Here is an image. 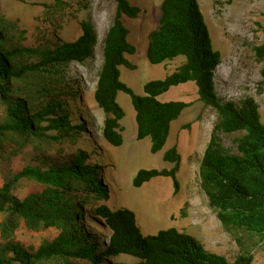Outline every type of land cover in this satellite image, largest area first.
<instances>
[{"label": "trees", "instance_id": "16d2710c", "mask_svg": "<svg viewBox=\"0 0 264 264\" xmlns=\"http://www.w3.org/2000/svg\"><path fill=\"white\" fill-rule=\"evenodd\" d=\"M61 1L56 0L55 9ZM111 1L116 13L104 39L93 95L105 115L103 140L115 147L124 143L125 112L118 103L122 92L130 96L136 112L137 139L149 138L151 153H159L172 124L189 106L163 103L159 97L173 87L194 83L199 101L217 114L201 160V189L224 230L240 246V254L229 261L176 228L144 236L132 212L97 205L109 194L101 179L102 168L94 162L102 151L78 146L85 141L87 127L75 103L77 87L68 76L72 63H85L93 55L98 45L96 29L84 20L82 35L74 41L30 46L27 30L0 8V214L4 217L0 264H126L113 261L122 254L140 259L137 264H252L254 250L264 249V123L259 106L251 98L235 103L217 95L215 71L222 56L213 48L199 0H163L159 26L148 36L147 59L152 65L178 58L184 62L166 79L146 83L144 95L136 94L121 81L122 66L135 69L126 56L136 53L122 19L138 18L141 9L128 0ZM255 55L264 61V45L255 48ZM261 77L264 91V69ZM223 135H238L233 141L235 152L226 147ZM62 146L77 149L62 159L58 155ZM20 156L26 163L14 172L13 159ZM163 159L174 167L140 170L133 185L140 188L158 177L171 178L177 194L181 159L177 147ZM22 180L36 183L40 191L19 199L14 192ZM85 207L103 220L110 233L107 244L84 227ZM22 227L31 232L55 229L58 235L36 248L25 247L15 236Z\"/></svg>", "mask_w": 264, "mask_h": 264}, {"label": "rangeland", "instance_id": "374dc122", "mask_svg": "<svg viewBox=\"0 0 264 264\" xmlns=\"http://www.w3.org/2000/svg\"><path fill=\"white\" fill-rule=\"evenodd\" d=\"M128 1L132 6L139 7L141 13L136 19L125 16L122 19L129 30L128 41L136 48V53L126 56L135 69L122 66L121 81L142 96L146 83L166 79L184 62V58L160 65L149 63L148 36L159 26L163 0ZM56 4V0H0L2 12L27 30L26 44L30 46L59 39L74 41L82 35L81 22L84 20L90 21L96 29L98 45L93 55L85 63H72L68 76L77 87L75 103L87 127L85 141L78 146L89 151L96 146L102 151L94 162L102 168L101 179L107 184L109 194L97 205L103 203L114 210L132 212L144 236L176 228L196 238L206 249L234 261L241 248L209 208L199 174L202 157L217 121L216 112L205 108L199 101L194 83L171 88L159 100L163 103L184 102L189 106L172 124L166 146L159 153L152 154L151 140L137 139L135 109L130 96L121 92L118 103L125 112L121 121L124 143L120 147L108 144L101 135L105 115L96 105L93 95L103 62L104 39L113 24L116 4L111 0H62L60 7L55 9ZM199 4L209 27L213 48L222 56L215 71L217 95L223 101L235 103L253 99L259 106L264 123V91L260 85L264 61L259 62L255 55V48L264 45V0H199ZM237 136H222L226 147L234 152L233 141ZM172 147H177L181 157L177 194L173 180L165 177L155 178L136 188L133 182L140 170H171L174 167L163 159ZM60 149L63 152L58 155L63 159L75 154L77 146H62ZM25 163L23 156L14 158V172H19ZM2 181L0 172V186ZM38 191L39 185L22 180L14 194L23 199ZM83 211L84 227L101 238V243L107 244L110 233L103 220L96 217L90 207L83 208ZM3 219L0 214V222ZM57 235L55 229L31 232L24 227L15 234L22 245L35 248ZM253 256L252 264H264L263 247L256 248ZM113 261L137 264L140 259L122 254Z\"/></svg>", "mask_w": 264, "mask_h": 264}]
</instances>
